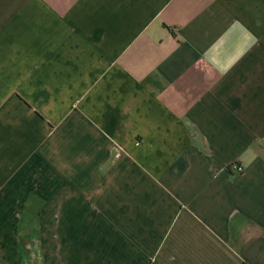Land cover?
<instances>
[{
  "label": "crops",
  "instance_id": "1",
  "mask_svg": "<svg viewBox=\"0 0 264 264\" xmlns=\"http://www.w3.org/2000/svg\"><path fill=\"white\" fill-rule=\"evenodd\" d=\"M0 264H264V0H0Z\"/></svg>",
  "mask_w": 264,
  "mask_h": 264
},
{
  "label": "built area",
  "instance_id": "2",
  "mask_svg": "<svg viewBox=\"0 0 264 264\" xmlns=\"http://www.w3.org/2000/svg\"><path fill=\"white\" fill-rule=\"evenodd\" d=\"M235 168H237L238 171H241L243 167L241 165H235Z\"/></svg>",
  "mask_w": 264,
  "mask_h": 264
},
{
  "label": "rangeland",
  "instance_id": "3",
  "mask_svg": "<svg viewBox=\"0 0 264 264\" xmlns=\"http://www.w3.org/2000/svg\"><path fill=\"white\" fill-rule=\"evenodd\" d=\"M32 225H34V227H36V228L39 229V226H40L39 223H34V222H33Z\"/></svg>",
  "mask_w": 264,
  "mask_h": 264
}]
</instances>
